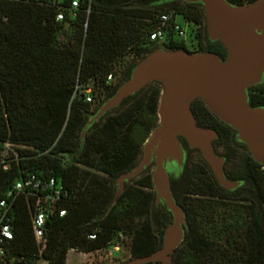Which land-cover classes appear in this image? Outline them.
I'll return each mask as SVG.
<instances>
[{"label": "trees", "instance_id": "trees-1", "mask_svg": "<svg viewBox=\"0 0 264 264\" xmlns=\"http://www.w3.org/2000/svg\"><path fill=\"white\" fill-rule=\"evenodd\" d=\"M225 1L242 4L254 0ZM56 11L44 0H0V143L26 146L17 148L19 159L0 173V195L28 172L58 180V207L64 214L50 215L46 221L40 257L48 264H65L71 249H111L124 240L128 258L145 256L161 246L170 220L163 205H154L150 166L125 181L115 199L113 196L116 178L135 165L141 145L156 123L160 85L150 82L91 124L86 125L87 120L149 51L157 47L185 50L196 43L197 51L224 57L225 48L208 39L199 2L93 0L88 13L79 7L72 16L66 12L62 21L55 20ZM163 12L197 26L190 29L186 42L170 33L160 44L149 40ZM126 55H131V61L122 69L121 79L107 81L114 62ZM85 86H90L91 96L97 95L94 102L85 101L79 92ZM263 89L264 73L258 84L246 89L251 105L264 106ZM190 109L202 121H210L199 99L191 102ZM217 133V146L223 147L225 159L223 170L241 184L230 191L221 188L199 158L208 178L202 182L204 189L197 186L187 192L188 172L183 173L175 191L170 187L187 224L171 254V264H264V171L247 150L245 162L236 167V149L226 142L227 131L217 129ZM187 193L202 198L191 203ZM208 216L219 222L222 240L214 236L215 226L210 227L212 234L198 225V220ZM89 234L95 237L88 239ZM9 242L10 257L33 264L36 245L29 210L21 203Z\"/></svg>", "mask_w": 264, "mask_h": 264}, {"label": "water", "instance_id": "water-1", "mask_svg": "<svg viewBox=\"0 0 264 264\" xmlns=\"http://www.w3.org/2000/svg\"><path fill=\"white\" fill-rule=\"evenodd\" d=\"M183 1L201 4L206 35L225 48L224 57L212 51L190 53L184 49L157 47L135 62L129 76L103 100L86 123L91 124L146 84L159 83L156 123L143 141L135 165L116 178L113 199L125 181L151 165L154 205H163L170 220L164 227L158 249L120 264L156 261L171 264V254L183 239L187 228L184 212L172 196L165 168L168 162L181 164L180 138L188 148L199 152L221 188L230 190L239 185V181L226 178L224 157L212 147L217 132L195 123L190 109L193 100L199 99L218 119L233 128L236 139L245 144L251 158L264 163V107L251 105L246 95V89L258 84L264 73V0L242 4L225 0Z\"/></svg>", "mask_w": 264, "mask_h": 264}, {"label": "built area", "instance_id": "built-area-1", "mask_svg": "<svg viewBox=\"0 0 264 264\" xmlns=\"http://www.w3.org/2000/svg\"><path fill=\"white\" fill-rule=\"evenodd\" d=\"M44 1L51 3L57 8L55 14L56 21L64 20L66 12L71 16L74 15L75 10L79 7H83L86 13H88L93 2V0ZM195 27L197 26L190 21L184 20L181 17L180 21H178L176 15L171 17L169 13L163 12L159 14L158 25L149 33L148 38L157 43H162L165 41L166 34L170 33L172 36L186 42L190 29H194ZM106 79L110 81L111 74H108ZM79 92H82L85 101L90 102L92 100L90 86L81 88ZM260 96L264 99V89L260 93ZM22 147L26 146L9 142L0 143V173L8 171L12 163L19 159L17 148ZM259 163V169L264 171V163ZM60 193L61 186L55 177L43 176L33 172L24 174L3 189L0 195V264H17L22 262L8 255L11 249L9 241L13 238L14 214L20 203L21 205H25L29 210L30 228L37 251L33 264H48L40 257L46 241L44 237L45 224L50 215L62 216L64 214V210L58 207ZM94 237V234L87 235L88 239H93ZM118 248L119 245H115L111 249L101 248L87 252H76L84 259L87 255L97 254L98 251L111 255Z\"/></svg>", "mask_w": 264, "mask_h": 264}, {"label": "rangeland", "instance_id": "rangeland-1", "mask_svg": "<svg viewBox=\"0 0 264 264\" xmlns=\"http://www.w3.org/2000/svg\"><path fill=\"white\" fill-rule=\"evenodd\" d=\"M177 20L180 21V17L177 16ZM193 42V41H192ZM160 44V43H158ZM131 61V55H126L117 61L114 62L111 68V83H114L116 81H119V76L121 74L122 69L128 64V62ZM97 99V95L94 94L92 96V100L90 102H94ZM191 161H196L194 163H191ZM240 161V156L236 152L234 156V165L238 167ZM186 165H190V168L186 170V168H182L181 172L187 173V192H191L192 188L199 187L200 189H204L202 182H208L207 174L204 172L202 166L200 165L199 161V155L198 154H192V157L189 160H186ZM185 165V166H186ZM151 170V167L149 168ZM173 175L176 173L175 171H172ZM173 186L176 185V182L174 178H172ZM189 193H187L188 196H190L191 203L197 202L202 197L192 196ZM193 199L195 201H193ZM228 214V213H227ZM228 216V215H227ZM230 216V215H229ZM228 216V217H229ZM209 217V216H208ZM212 218L209 217L206 220H198V225L200 224V228L204 232H212L213 230L210 229L211 226H215V237H217L218 240L221 239L220 230H219V222L211 220ZM227 221V220H226ZM225 221V222H226ZM213 222V223H212ZM229 222V221H227ZM213 234V232H212ZM212 236L211 234H209ZM129 257V247L126 240L122 241V243L119 245V248L117 251L112 252L111 255H107L105 252L98 251L97 254L93 253L90 255H87L84 259L82 256L76 252L75 250H68L65 257V264H114L117 262H123Z\"/></svg>", "mask_w": 264, "mask_h": 264}, {"label": "flooded vegetation", "instance_id": "flooded-vegetation-1", "mask_svg": "<svg viewBox=\"0 0 264 264\" xmlns=\"http://www.w3.org/2000/svg\"><path fill=\"white\" fill-rule=\"evenodd\" d=\"M185 50L190 52V53L196 52L198 50V44L191 43L188 46H186ZM122 76H123V73L120 74L119 80L121 79ZM204 108L210 114V121L204 122L197 115L193 114L195 123L199 126H202V127L214 129L216 132H217V129L226 130L227 131V141L226 142H229V145L231 147L235 148L236 152L239 154L240 161H239L238 165L243 164L245 162L246 150H247L246 146L243 145L244 143H242L241 141L236 139L235 131L233 128H231L230 126H228L227 124L222 122L220 119L215 117L207 106L204 105ZM180 142H181V146H182V150H183V160H182L181 164L176 165L173 162H168L165 164V168H166V171H167L168 176H169L170 187H172V190H174V191L179 187L178 184H179V182L182 178V175H183V172H181V169L186 168V170H188L190 168V165H186V163H185L186 160H189L192 157V154H194V153L199 155V152L197 150L188 148L187 145L185 144V141L182 138H180ZM217 142H220V139L218 137V133H217L216 138L212 140V147L217 154L222 155L223 147L217 146ZM199 158H201L200 155H199ZM194 162H196V161H191V163H194ZM224 163H225V159H224ZM224 163H223V169H224ZM150 167L152 168L151 165H150ZM172 171H175L176 173L173 175ZM223 172H224V175L226 176V178H228L230 180L239 181V185L241 184V181L236 179L232 173H229L226 169L223 170ZM225 172H226V174H225ZM172 178H174V180L176 182V185H174V186H173ZM237 187H235V188H237ZM235 188H233V189H235ZM233 189H230V190H233ZM230 190H227V191H230ZM174 191H171L173 197L176 195L174 193Z\"/></svg>", "mask_w": 264, "mask_h": 264}]
</instances>
